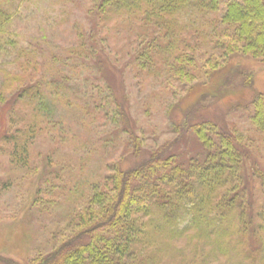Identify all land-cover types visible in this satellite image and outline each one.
<instances>
[{"label":"trees","instance_id":"obj_1","mask_svg":"<svg viewBox=\"0 0 264 264\" xmlns=\"http://www.w3.org/2000/svg\"><path fill=\"white\" fill-rule=\"evenodd\" d=\"M6 1L22 0H0V42L14 14ZM221 5L217 21L222 27L216 34L221 40L215 43L223 56L243 54L264 62V0H90L89 30L79 26L77 43L61 59L72 60L76 72L91 63L102 69L106 62L118 64L121 60L107 53V41L124 27L135 35L122 61L134 66L142 85L150 74L163 71L168 79L189 81L195 76V46L182 39L178 17L189 7L211 13ZM35 57V51L19 49L20 71L8 72L0 84V105L11 106L9 129L1 140L10 161L21 167L29 164L38 133L50 129L42 116L49 99L76 103L84 112L89 106L86 97L68 94L67 81L61 79H74L73 74H65L52 59ZM105 79L107 95L117 104L114 117L122 115L133 151L139 153L126 100L118 102ZM94 102L101 110L102 103ZM250 120L264 134V93L254 97ZM184 122L179 136L148 157L138 155L128 168L107 163L109 172L89 183L70 214L71 234L54 250L30 261L0 255V264H264V168L255 165L242 133L214 120ZM183 142L196 143L199 150L190 155Z\"/></svg>","mask_w":264,"mask_h":264},{"label":"rangeland","instance_id":"obj_2","mask_svg":"<svg viewBox=\"0 0 264 264\" xmlns=\"http://www.w3.org/2000/svg\"><path fill=\"white\" fill-rule=\"evenodd\" d=\"M4 3L14 14L1 34L0 84L8 72L20 71L17 54L26 48L35 51L39 60L52 59L65 74H73L74 79L61 80L67 81L70 96L86 97L89 106L84 112L76 103L65 105L49 99L42 116L43 124L50 129L38 133L30 148L29 164L21 167L10 161L1 140L2 133L9 129L11 106L0 105V255L30 261L54 250L71 234L70 214L76 203L82 202L89 183L109 172L107 163H122L128 168L138 157H148L149 152L179 136L189 118L194 122L214 120L242 133L255 165L264 168V134L250 120L254 97L264 93V62L243 54L223 56L215 43L221 40L216 34L222 27L217 21L222 5L211 13L189 7L178 17L183 26L182 39L195 46L191 66L194 78L168 79L163 71L150 74L142 85L134 66H125L122 61L128 59L126 45L129 37H134V30L120 27L107 41L111 60H121L116 65L106 62L102 69L101 64L96 67L91 63L76 72L72 60L62 61L68 48L77 43L79 26L89 30L86 9L90 0ZM105 76L118 102L126 100L139 153L133 151L122 115L114 117L117 104L107 95ZM56 88L62 90L59 85ZM95 99L102 103L101 110L95 109ZM181 147L191 149L190 155L199 150L196 143L193 147V143L183 142ZM247 162L251 166L249 155Z\"/></svg>","mask_w":264,"mask_h":264}]
</instances>
